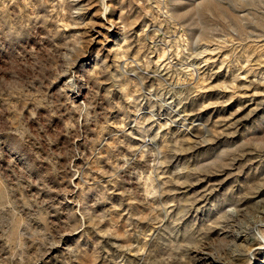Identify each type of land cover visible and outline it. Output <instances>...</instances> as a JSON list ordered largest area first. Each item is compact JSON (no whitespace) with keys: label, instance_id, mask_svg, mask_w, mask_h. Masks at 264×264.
I'll use <instances>...</instances> for the list:
<instances>
[{"label":"rangeland","instance_id":"374dc122","mask_svg":"<svg viewBox=\"0 0 264 264\" xmlns=\"http://www.w3.org/2000/svg\"><path fill=\"white\" fill-rule=\"evenodd\" d=\"M0 264H264V0H0Z\"/></svg>","mask_w":264,"mask_h":264},{"label":"bare ground","instance_id":"6f19581e","mask_svg":"<svg viewBox=\"0 0 264 264\" xmlns=\"http://www.w3.org/2000/svg\"><path fill=\"white\" fill-rule=\"evenodd\" d=\"M69 83V82H68Z\"/></svg>","mask_w":264,"mask_h":264}]
</instances>
